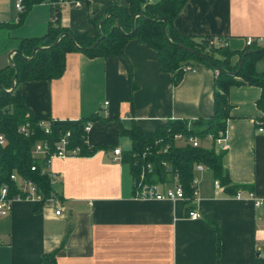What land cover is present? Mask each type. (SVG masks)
<instances>
[{
	"label": "crops",
	"instance_id": "1",
	"mask_svg": "<svg viewBox=\"0 0 264 264\" xmlns=\"http://www.w3.org/2000/svg\"><path fill=\"white\" fill-rule=\"evenodd\" d=\"M16 1L0 0V69L10 65L22 39L47 30L48 0L31 5L18 21ZM110 4L88 0L74 6L68 0L59 5L58 22L75 33L92 34L89 17L102 15ZM173 25L183 35L219 37L236 53L247 37L262 44L264 0H186ZM237 59L234 54L230 63ZM254 69L264 73V53ZM213 79V69L197 64L173 85L171 75L159 69L155 51L129 38L121 56L70 51L57 78L15 84L12 93L37 118L73 122L95 115L85 142L100 148L89 156L51 159L53 197L40 203L15 200L0 215V264H40L41 255L50 252L54 264H254L264 251V205L255 207L246 192L264 201V128L257 129L261 111L255 105L259 87L240 84L227 90L222 163L230 183L247 187L240 197L216 188L204 167L194 170V176L201 175L191 200L140 199L121 160L130 140L119 135L117 123L150 131L167 118H207ZM198 142L211 144L206 137ZM157 185L165 189L171 183ZM190 210L200 216L189 218Z\"/></svg>",
	"mask_w": 264,
	"mask_h": 264
},
{
	"label": "trees",
	"instance_id": "2",
	"mask_svg": "<svg viewBox=\"0 0 264 264\" xmlns=\"http://www.w3.org/2000/svg\"><path fill=\"white\" fill-rule=\"evenodd\" d=\"M41 1L24 0L17 21L31 5ZM48 1L50 17L45 34L22 39L19 52L11 59L10 65L0 69V133L4 137V142L0 144V186L6 185L9 193L14 192L15 183L9 179L10 174L14 173L30 180L45 200L49 195L50 184L48 176L42 171L44 157L32 153V147L37 141L52 145L68 130V146L77 147V155L89 156L100 148L99 145H87L82 130V124L86 120L91 121L95 115L73 122L50 120V132L45 134L37 126L41 118L33 116L22 98L7 90L21 81L57 78L63 71L67 52L80 51L87 57L121 56L124 43L134 38L155 51L159 69L171 75L173 85L179 82L185 65L191 68L197 64L208 66L213 69L214 79L212 110L207 118H167L150 131L135 124L123 128L117 123L119 135H125L130 140V148L123 153L121 160L128 165L132 181L137 182L141 172L142 181L148 184L176 181L182 187L183 194L191 200V180L195 166L200 165L210 170L226 193L233 194L247 188L230 183L222 163L224 151L215 152L212 143L208 147L200 142L196 146L184 141L178 144L173 140V135H192L198 141L207 134L214 137L217 131L225 128L230 106L227 90L230 86L240 84L260 88L255 105L261 111L257 125L264 128V73L254 69L255 61L264 53V37L262 44L254 39L235 53L219 37L180 34L173 20L186 0H110L111 4L102 15L89 17L93 26L92 34L75 33L59 24L58 0ZM162 20H165L164 29ZM129 32L131 34L126 36ZM179 44L196 53L186 51ZM35 47L38 48L31 55ZM215 54L221 56L216 57ZM234 54H237L238 59L230 63ZM22 126L26 133L20 130ZM32 166L33 170L30 169ZM40 264H54L53 252L42 254ZM254 264H264V257H256Z\"/></svg>",
	"mask_w": 264,
	"mask_h": 264
},
{
	"label": "built area",
	"instance_id": "3",
	"mask_svg": "<svg viewBox=\"0 0 264 264\" xmlns=\"http://www.w3.org/2000/svg\"><path fill=\"white\" fill-rule=\"evenodd\" d=\"M68 0H58V4L67 3ZM72 4L74 6H78V1H72ZM15 9L17 11H21L22 4L21 0H17L15 3ZM254 38L247 37L245 39V45H249ZM256 41L260 39H255ZM193 70L189 65H185L183 67V71ZM106 104V101L103 103ZM53 121V120H51ZM50 120H43L40 119L37 123V126L40 127L43 130V133L48 134L50 132ZM90 121L86 120L82 124V130L85 133L90 127ZM257 129L260 131L262 129L261 126H258ZM21 131H24L26 133V129L24 126L20 128ZM69 131L66 130L64 133H62L58 139L52 143V145L48 144L45 141H37L33 147H32V153L34 156H41L44 157V167L42 171L46 173L48 176L49 184H52L54 182L55 175L47 169L48 163L53 158H63L66 156H75L78 153L77 147H69L68 145V137H69ZM206 138L209 139V141L216 146L219 150H225L226 149V137H225V128L217 131L216 135L212 137L210 134L206 135ZM174 141H184L187 143H190L192 146H196L198 143V139L195 136L188 135L184 136L181 133H177L173 135ZM4 142V137L0 133V144ZM85 142V138H84ZM113 153L115 155L119 154V149L114 148ZM31 170L34 169L32 166L30 168ZM195 170L201 171L202 167L200 165L195 166ZM9 179L15 183V191L12 193L8 192V188L6 185L0 186V215H5L10 211L11 203L15 200H35L37 202H41L43 200V197L41 193L36 189L35 185L30 181L27 180L21 176H18L14 173L10 174ZM143 180V172L140 173L138 181L133 182L134 184V190L136 197L140 199H154V200H162V199H181L184 201H189V198L186 197L183 194L182 187L180 184H178L176 181L171 183V186L169 188H159L157 184H148L142 181ZM213 185L217 188L219 187V183L217 180L213 181ZM191 196L193 197L196 194V177L193 176L191 180ZM242 193V190H237L234 194L235 197H240ZM49 197H53L52 193L49 194ZM246 197L253 199V204L255 207H261L264 205V201L260 199L253 198L252 193L246 192ZM46 199V198H45ZM60 209H57L55 211V215H59ZM188 216L191 219H196L200 215L195 210H190L188 212ZM262 256L264 257V251L262 253Z\"/></svg>",
	"mask_w": 264,
	"mask_h": 264
},
{
	"label": "water",
	"instance_id": "4",
	"mask_svg": "<svg viewBox=\"0 0 264 264\" xmlns=\"http://www.w3.org/2000/svg\"><path fill=\"white\" fill-rule=\"evenodd\" d=\"M164 25H165V20H162V29H164ZM116 26L118 27L117 23H116ZM130 34H131V32L126 33L125 35H126V36H129ZM95 43H96V42H94L93 45H94ZM178 46L181 47V48H183V49H185L186 51H188V52H190V53H196L195 50H193V49H191V48H189V47L183 46V45H181V44H179ZM37 48H38V47H35V48L33 49L31 55L33 54L34 50H36ZM16 52H19V51L17 50ZM199 55L202 56V54H200V53H199ZM24 58H25V59H28V58H26V57H24ZM240 62H241V60H240L239 63H238L239 65H240ZM236 71H237V70H236ZM236 71H235L234 73H236ZM15 72H16V71H15ZM14 76H15V74H14ZM12 88H13V86H12L10 89H8L7 91H8V92H9V91H12Z\"/></svg>",
	"mask_w": 264,
	"mask_h": 264
},
{
	"label": "rangeland",
	"instance_id": "5",
	"mask_svg": "<svg viewBox=\"0 0 264 264\" xmlns=\"http://www.w3.org/2000/svg\"><path fill=\"white\" fill-rule=\"evenodd\" d=\"M215 56H216V57H219V56H221V55H219V54H215ZM208 144H209V142H206V143H205L206 146H207ZM214 148L216 149L217 147L215 146ZM204 173H206V172H204ZM200 175H201V173H196L195 177H200Z\"/></svg>",
	"mask_w": 264,
	"mask_h": 264
}]
</instances>
